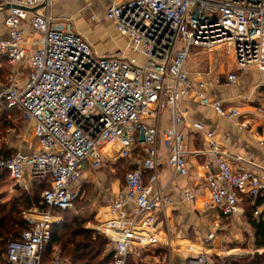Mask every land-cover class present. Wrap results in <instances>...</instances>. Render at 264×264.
Returning a JSON list of instances; mask_svg holds the SVG:
<instances>
[{"label":"built area","instance_id":"2783aa9c","mask_svg":"<svg viewBox=\"0 0 264 264\" xmlns=\"http://www.w3.org/2000/svg\"><path fill=\"white\" fill-rule=\"evenodd\" d=\"M55 2L0 0L8 33L7 39H0V57L10 71L0 84V111L17 112L24 124L33 125L35 138L34 150L17 149L10 159L0 158V176L6 173L17 186L25 179L50 183L40 196L46 209L22 213L30 229L6 242L3 257L7 264H43L51 229L61 222L54 212L72 209L83 168L96 170L105 160L128 161L123 187L109 206L112 219L94 228L109 241L110 264H127L134 246L158 243L139 230L140 219L172 205L165 188L155 186L161 164L158 141L172 175H187L178 131V125L187 123V112L179 108L182 99L209 106L223 119L238 120L237 107L210 99L205 90L235 85L238 73L264 74V0H111L105 18L127 39L130 53L111 55H98L70 21L54 19ZM26 27L35 38L30 43L24 39ZM224 44L234 61L232 71L215 75L186 69L192 49L212 53ZM164 111L165 127L159 125ZM257 112L264 114V107ZM247 120L240 123L245 129L250 126ZM189 127L204 133L199 154L212 157L216 167L207 178L210 189L203 208L232 218L240 213L244 198L253 205L264 193V169L219 150L203 125ZM136 149L142 157L130 162ZM183 198L192 200L189 194ZM213 238L208 234L206 241ZM195 253L187 264H213L205 253ZM58 261L56 252L53 263Z\"/></svg>","mask_w":264,"mask_h":264},{"label":"crops","instance_id":"0c3cea01","mask_svg":"<svg viewBox=\"0 0 264 264\" xmlns=\"http://www.w3.org/2000/svg\"><path fill=\"white\" fill-rule=\"evenodd\" d=\"M117 1L127 2L130 0ZM56 2L52 6L51 16L56 20L70 21L73 25L74 31L98 55H111L117 51H124L127 49V39L121 37L115 31L111 23L105 18V9L111 0L105 5L100 0H59L57 4ZM105 2H107V0H105ZM5 14L6 9H0V39L8 38V33L3 26ZM92 16H94L95 19L91 20ZM97 19L105 21V24L109 27L110 34L114 40L112 44L105 48L97 45L94 38L89 36V26L91 23H95ZM24 39L27 43H30L35 39L32 32L27 27L25 29ZM27 49L29 53L32 51L30 46H27ZM110 50L113 52L107 54V51ZM127 51L129 53L128 49ZM188 71L202 72L204 70L197 67ZM222 73H225V71L214 74L219 75ZM9 74L10 71H8V75L5 76L4 79V77L1 76L2 72L0 73V84L3 82L2 79H4V81L7 80ZM262 86H264V74L259 73L256 70H250L244 73H238V81L233 86H219L205 90L204 94L210 99L222 101L227 107H237L241 113V118L238 120L223 119L217 116L209 106H202L193 103L187 97L182 99L179 104V108L187 112V123L178 125V131L183 135L182 150L184 152L187 175L175 177L172 175L171 168L167 163V152L161 142L158 141L157 153L161 164L158 171V180L155 186L158 188H165L166 194L172 201V205L164 210H156L148 213L140 219L138 224L139 230L156 237L158 243L154 246H134L130 255H136V251L138 249L142 248L140 251H143L146 248L147 250L142 253L143 257L141 262L143 263L147 259L153 261L159 260V253L168 252V255H170L172 259L176 257L180 259L182 256L183 262L181 264H187L188 259L195 256V252L205 253L207 260L211 263L212 261L209 259L208 254L212 251H214L215 254H222L224 252L227 256L234 257L233 252L235 250L224 251L220 248L219 251L216 249L217 247L215 242L217 240V234L221 232V230L225 229L224 223H227L228 221H235L236 218L239 217L243 218L244 205L243 203H240V213L232 218L224 217L213 209L203 208V204L208 198L210 189L207 178L210 174L216 172V167L212 157H205L199 154V151L202 149V146L206 141L204 133L194 132L191 130L189 125L194 123L203 125L206 132L212 133L213 141L219 150H223L229 155L238 156L242 159L251 161L258 167L264 169V114L257 112V107H264V90H260V87ZM9 112L10 111H0V121L5 119V117H11L13 115L11 122L14 129L7 132L5 139L8 138L9 140H14L15 148L13 149L15 151L17 149L22 150L23 152H30L34 150L35 138L33 125L29 124L30 135L28 139L25 138L22 141V131H20L17 126L19 121L22 123L23 121L17 112L11 111V113L8 114ZM243 119H248L247 121H249L250 126L247 129L240 125ZM167 124L168 111H164L160 115L159 125L165 127ZM141 157L142 153L140 149H136L132 154L130 162H138ZM101 167L102 165L100 168ZM124 167H128V161L126 164L124 163ZM100 168L96 170L89 169L87 166L83 168L82 176L75 185V188L79 191V196L83 193L81 190L83 189V185H81L83 178L84 186L88 188V185L91 184V187L93 188L96 178L95 175ZM112 171H100L99 173H101V175L98 177L100 180L95 182L96 194L94 197H91L90 202H92V199L96 200L98 194H102L99 202L94 204H97L96 207L92 209L90 208L95 222H100H97L98 224H96V226H100L112 219V216L109 213V206L114 196L123 187L122 179L115 176ZM109 173L113 174L115 177H111ZM143 178L144 182L147 183L149 174L145 173ZM7 181L10 182L13 187L10 192L13 193L14 191L16 193L13 195L14 198H18V193L21 190L26 191L29 187H31L33 182L25 179L22 184L17 186L14 185L9 178ZM156 187H154V190ZM6 192L7 191H4L7 198L9 196ZM185 194H189L192 197V200H184L183 197ZM14 198L11 197L10 199L13 200ZM262 200L263 204L257 208L260 215L254 216L255 218L264 216V194L262 196ZM90 202H88L86 207H88V205L91 206ZM127 208L128 210L132 209L131 206H128ZM88 226H91L90 222L88 223ZM208 234L214 235V238L210 242L206 241ZM249 235L252 237L251 234ZM250 245L253 247V244ZM250 245L248 247L249 249ZM107 246L110 252L111 246L109 242ZM239 249L242 251L241 257L245 256V248ZM230 254L232 255L230 256ZM3 260V263L7 264L4 257ZM174 260L176 262V259Z\"/></svg>","mask_w":264,"mask_h":264},{"label":"trees","instance_id":"16d2710c","mask_svg":"<svg viewBox=\"0 0 264 264\" xmlns=\"http://www.w3.org/2000/svg\"><path fill=\"white\" fill-rule=\"evenodd\" d=\"M2 75H8L9 67L3 57H0ZM2 79V83H4ZM11 121L3 119L0 121V158L10 159L15 150H9L3 140L7 132L14 129ZM124 161L119 164L125 171ZM122 174V180H123ZM8 180V175L3 173L0 176V185ZM31 193H23L19 198H14L7 202H2L0 198V255L5 251V245L8 240L20 239L21 233L30 229L28 223L22 217L24 211L34 207L45 210L40 196L41 193L50 188L48 180H37L31 184ZM264 194V193H263ZM263 196V195H262ZM262 196L252 205L249 199H243L244 215L246 213V222L252 231L253 246L255 249L264 250V216L254 217V212L263 204ZM76 202V201H75ZM74 202V203H75ZM75 205V204H74ZM79 209L75 206L66 211H55L54 214L61 217V222L54 225L50 232V239L43 255V263H53L54 254L58 252L59 261L53 264H110L112 253L105 252L108 244L107 240L96 235L93 231L85 229L87 223L92 222L93 218H85L79 215ZM145 248L139 258L134 263L132 255H129L127 264H140ZM150 252V251H149ZM224 264H264L263 255L227 257ZM52 261V262H51ZM219 264L218 261L212 262Z\"/></svg>","mask_w":264,"mask_h":264},{"label":"rangeland","instance_id":"374dc122","mask_svg":"<svg viewBox=\"0 0 264 264\" xmlns=\"http://www.w3.org/2000/svg\"><path fill=\"white\" fill-rule=\"evenodd\" d=\"M58 1L56 2V4L58 3ZM100 1H102L104 5L106 3L108 4V2H110V0H107V2H105V0L104 1L100 0ZM61 21H66V20H61ZM71 25H72V23H71ZM89 27H90L89 36L94 38V41L97 43V45H100L101 47L105 48L114 42L113 37L110 34L109 27L105 24V21H103L102 19H97L95 21V23H91ZM109 47H111V46H109ZM107 49H109V48H107ZM112 50L107 51V54H110L111 52H113ZM227 50H228V47L226 46V44H224L222 47H219L218 49H216L212 53H208L207 51L202 50V49H192L190 52L189 58L187 60V63H186V69L192 70V69L198 67V68H202L204 70L202 72H208L209 71L212 74L221 73L223 71H225V72L230 71V70L232 71V69H234V61L231 58V55L227 54ZM120 51H123V50H120ZM124 53L129 54L127 49L124 50ZM10 113H11V111L8 114H10ZM5 119L7 121H11V119H13V115L11 117H9V116L5 117ZM17 128L20 129V131H22V135H21L22 141L25 138L28 139V137L30 135L29 134L30 126L19 121ZM11 140H9L8 138L3 140V142L6 144V146L9 150H12L13 148H15V145H14L15 142H14V140H12V141ZM103 162L104 163L102 164V167L100 168V170L95 175L96 176L95 182L100 180V179H98V177H100V175H101V173H99L100 171L101 172H104V171L109 172V171L113 170L114 172L112 171V173L115 176L122 178L123 169L119 166V164L121 162H118L116 164H111L107 160H105ZM109 174L111 175V177L114 176L111 173H109ZM83 181H84V178H83ZM83 181L81 183V185H83L82 186L83 189H81L83 193L80 194L81 197L78 196L79 199L77 198L75 200L76 202L74 203L75 205H73V207L75 206V209L77 208L80 210L79 211L80 216L85 217V218H93V214L91 213L90 208L92 209V208L96 207L97 204L96 205H94V204L96 202H99L102 194L101 193L98 194L97 199L96 200L92 199V202H90L91 197H94L96 194L95 182L93 184L94 185L93 188L91 187L92 186L91 184H89L88 185L89 187L87 188L86 186H84ZM12 189H13L12 184L8 181H5L0 185V198H1L2 202H7V201L11 200L10 199L11 197L14 198L13 195L16 193L14 191H13V193H11L10 191ZM31 189L32 188L29 187L26 191H24V190L23 191L25 193H31ZM4 191H7L6 194L9 197L6 198ZM23 191L21 190L18 193V195H19L18 198L24 193ZM88 202H90L91 206L88 205V207H86ZM244 216H246V213H245V215L243 214V218L239 217V218H236L235 221H228L227 223H224L225 229L221 230V232H219L217 234V240L215 242V245L217 247L216 249H218L219 251H220V248H222L224 251L235 250L233 252L234 257H239V256L241 257L242 256V251L239 248H245V256L263 255L264 250L255 249L254 246L252 247V245H250V244H253L252 237H250V235H249V234L252 235V231H251L250 227L248 226V224L246 222V218ZM92 220H94V219H92ZM97 222H95V220L90 222L91 226H88V223H87L85 228L87 230L93 231L96 235H100L101 237H103L101 234L97 233V231L93 230L95 227H97L96 224L100 223V222H98V223ZM93 226H94V228H93ZM103 238L105 239V237H103ZM107 242H109V241H107ZM249 245H250V249L248 248ZM140 249H142V248H140ZM140 249H138L136 251L137 252L136 255L132 256L134 263L138 262L136 259L138 258L139 254H141V252H142V251H140ZM108 251H109V249H108V246L106 245L105 252H108ZM231 255L232 254H230V256ZM0 256H1L0 257V264H4L3 263L4 260L2 257L3 252H1ZM158 257H159V260L153 261V260L147 259L144 263L143 262H139V263L140 264H169V263L170 264H181L183 262L182 256L180 259H178L176 256H175L176 258L172 259V257L170 255H168V252L167 253L161 252L158 254ZM208 257L212 262L218 261L219 264H224L226 261L225 259L229 256H227V254H225L224 252L222 254H217V253L215 254L214 251H212L208 254ZM174 259H176V262ZM47 264H51V263H47Z\"/></svg>","mask_w":264,"mask_h":264},{"label":"bare ground","instance_id":"6f19581e","mask_svg":"<svg viewBox=\"0 0 264 264\" xmlns=\"http://www.w3.org/2000/svg\"><path fill=\"white\" fill-rule=\"evenodd\" d=\"M199 250H201L200 248H198Z\"/></svg>","mask_w":264,"mask_h":264}]
</instances>
